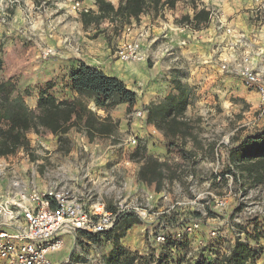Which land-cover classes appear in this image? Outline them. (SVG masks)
Here are the masks:
<instances>
[{"label":"rangeland","instance_id":"374dc122","mask_svg":"<svg viewBox=\"0 0 264 264\" xmlns=\"http://www.w3.org/2000/svg\"><path fill=\"white\" fill-rule=\"evenodd\" d=\"M75 1L19 0L17 5L10 8L11 17L16 13L17 8L22 9L24 21L21 22L23 27L20 29L23 33L27 31L30 40L29 38L27 40L22 33L15 36L14 32H18L17 30L13 33L5 30L8 35L5 32L2 39L5 40L6 45L12 47L10 57L8 56L9 67L12 65L20 70L22 65L20 61H16L15 53L37 46L39 55L31 59L30 63L39 62L40 69L42 64L49 60L57 64L53 75L52 73L49 75H52L55 81L56 88L53 91L61 97L66 89L64 68L66 61L72 60L70 56L73 52L78 55L77 53L81 54L82 49L86 51L94 47L102 51L99 57L115 55L113 61H116L119 59V50L126 43L138 37L140 32L147 31L146 37L141 41L146 60L129 64L138 65L140 73L142 70L150 73L149 69H156L157 72L156 78L152 80L154 85L145 89L144 93H141V88L136 86L140 95L139 100L153 92L152 95L155 97L153 101H162L172 91L174 77L181 80L189 86L192 93V102L186 117L193 126L199 142V144L194 143L188 137L184 146L180 147L193 154L192 160H186L179 152L180 148L169 146L164 136L152 125L141 124L139 121L135 123V128L141 136L138 146L146 145L150 155L178 168V178L173 181L165 179L161 192L167 195L169 203L201 196L200 210L207 213L210 218L209 223L213 227H222V232L228 239H235L238 235L247 238L246 233L258 235V232H263L264 183L255 184L247 175L234 170L227 162L226 144L230 149L236 139L264 129V112L260 97L244 84L240 74L242 67H246L245 61L248 59L250 65L256 69L264 68L262 38L264 0H227L221 3L216 0L217 3L213 0H181L174 9L166 8L167 11L165 9L158 16L148 15L150 17L147 20L134 21L136 26L124 33L126 27L132 26V24L126 25L119 36L114 30L115 24L108 21L104 22L98 31L84 30L79 21V12L73 10ZM83 1L87 6L91 5L89 0ZM108 1L115 3V6L119 4V0ZM192 2L214 9L217 17L201 29H195L187 22H182L184 16L194 15ZM11 23L10 18L7 25L11 26ZM150 27L154 29L153 32L150 31ZM176 27L185 28V31L176 32ZM34 32L35 34H32ZM143 46L147 47L146 50ZM46 53L47 57L44 58ZM9 67H7L8 71L12 74L17 69L14 67L9 69ZM40 69L26 74L20 71V76L16 78L21 92L30 85V96H26L25 99L32 109H36L35 97L40 89L38 84H44V79L48 78L44 76L47 68L42 69L44 72H40ZM42 77L44 78L41 79ZM134 84L137 83L132 81L131 85ZM91 107L93 108V104ZM138 108L140 107L133 108L132 112ZM132 112L123 111L115 114L114 119L120 121L116 137H121L123 131L131 127L128 123V115ZM99 114L103 115L102 111H99ZM32 134L34 135L30 139L33 154L21 150L17 159L7 160L11 164L9 168L11 170L5 173L6 177L12 171L23 174L27 171L29 176V169L37 168L43 178L44 172L49 173L61 166L71 167L77 160L88 159V153L79 155L81 135L85 133L73 130L69 134L68 139L72 147L70 153L60 152V144L54 137L51 138L48 134ZM181 142L180 139L179 144ZM93 143L100 144L102 146L100 149L105 150L111 141L109 137H104L97 138ZM218 145L223 149L226 161L220 166L215 164L214 157ZM92 150L95 148L92 147ZM132 153L131 149L126 152L118 151L115 153L116 161L123 160L124 156L129 158ZM218 177H221V180H218ZM6 181L7 179L0 180V184L4 186ZM148 191L158 192L156 186L148 187ZM216 197L226 199L228 203L227 209L221 212L223 216L213 210L212 200ZM186 211L183 214L185 219L190 215ZM138 225L139 223L135 224V227L127 232V238L123 239L128 247L139 234L141 228ZM228 239L224 246H229V242L231 243ZM63 240L65 247L49 254V258L55 263L69 258L71 253L74 262L84 261L94 251L88 243H81L73 250L75 239L72 235L65 234ZM86 242L91 241L86 238ZM250 243L260 253L256 264H264V239L260 240L259 244L253 240H250ZM101 246L105 253L111 248L107 243ZM157 251L159 257L164 258L160 262L150 264H187L189 262L187 256L196 254V249L187 247L183 249L182 254L167 253L165 256L162 248H158Z\"/></svg>","mask_w":264,"mask_h":264},{"label":"built area","instance_id":"2783aa9c","mask_svg":"<svg viewBox=\"0 0 264 264\" xmlns=\"http://www.w3.org/2000/svg\"><path fill=\"white\" fill-rule=\"evenodd\" d=\"M18 3L19 0H0L1 25H7L11 18L9 9ZM197 6L210 11L209 23L217 17L214 9ZM89 9L92 7L79 0L73 4L75 12ZM133 26H136L134 22L126 27L124 33ZM175 29L176 32L185 31V28ZM146 35L144 30L126 43L118 52L119 59L126 63L145 61L141 41ZM46 57L47 53L44 54ZM248 60L240 74L244 84L259 95L264 112V68L258 70ZM146 117L144 108L129 114L131 127L126 128L121 137L110 136L111 143L105 150L100 149V144L91 142L86 134L81 135L79 155L88 153V159L77 160L71 167L61 166L49 173L44 172L43 178L37 168L29 169V176L27 171L24 174L12 171L6 177L11 164L0 159V180L8 181L4 186L0 184V264H104L107 252L101 245L86 242L85 236L111 232L128 215L138 219L141 229L131 246L125 245L123 239L121 243L138 255L136 264H145L140 260L148 259H152L151 263L162 261L164 257H159L158 248H162L166 256L167 253L180 254L187 247L196 249L195 255L187 256L188 261L201 254L213 260L215 250L228 254L237 238L246 240L242 235L228 239L222 227H213L207 213L199 208L201 196L169 203L161 189L148 191L150 186L139 181L140 162L130 156L116 161V152L130 149L134 152L138 147L141 136L135 123L146 124ZM226 147L228 151L229 145ZM214 157L217 166L226 162L220 145L216 147ZM212 201L215 213L223 216L228 205L226 199L216 197ZM185 211L190 214L186 219ZM65 234L74 237L73 250L81 243H88L94 251L84 261L74 262L71 253L69 258L59 263L53 262L49 254L65 247ZM227 239L231 243L224 246Z\"/></svg>","mask_w":264,"mask_h":264},{"label":"trees","instance_id":"16d2710c","mask_svg":"<svg viewBox=\"0 0 264 264\" xmlns=\"http://www.w3.org/2000/svg\"><path fill=\"white\" fill-rule=\"evenodd\" d=\"M94 1L96 10H82L79 13L83 29L98 31L100 26L108 21L115 24L114 30L119 36L126 25L134 21L140 22L142 15L158 16L166 8L174 9L181 0H119L118 6L108 0ZM193 10L194 15L184 16L182 22H187L195 29H201L209 23L210 11L199 8L194 3ZM3 69L4 62L0 59V72ZM68 74L76 96L65 100L58 99L50 92L55 86L54 83L49 82L45 88L39 89L36 109H32L25 99L30 96V88L21 92L15 79L0 78V158L13 156L21 150L32 153L29 138L31 133L53 135L60 144V152L64 153L72 151L68 136L73 130L85 133L91 142L117 133L120 121L115 120L111 113L122 104L127 105L128 113L132 112L137 103V93L122 79L82 60H72ZM172 83V91L165 99L144 106L147 113L146 124L161 132L171 147L184 146L188 137L199 144L194 128L186 117L192 102L191 90L176 77ZM92 104L94 108L91 107ZM99 111H103L104 115H100ZM179 152L183 159L192 160L191 152H186L183 148H180ZM130 158L141 163L139 181L149 186L154 185L157 190L161 189L165 179L173 181L178 178V168L150 155L146 145H139ZM228 161L234 170L247 175L255 184H263L264 129L236 139L228 150ZM138 223L136 217L128 215L111 232L85 237L96 245L110 243L111 248L104 256V264H136L139 261L138 255L126 249L121 241L128 230ZM246 234L245 241L236 239L228 254L215 250V259L201 254L187 264H256L260 253L250 240L259 244L260 240L264 239V231L258 232V235ZM151 260H140V263L150 264Z\"/></svg>","mask_w":264,"mask_h":264},{"label":"crops","instance_id":"0c3cea01","mask_svg":"<svg viewBox=\"0 0 264 264\" xmlns=\"http://www.w3.org/2000/svg\"><path fill=\"white\" fill-rule=\"evenodd\" d=\"M91 5H88V6H91L92 9L96 10L97 7L94 5L95 1L94 0H89ZM215 3H217L215 0H213ZM84 4H86L85 1H82ZM115 5V3H113ZM178 4V3H177ZM87 5V4H86ZM200 8V7H199ZM16 13L13 15V17H11V20H12V23H11V26H2L0 24V59L3 60L4 62V69L2 72H0V78H4V79H9V78H13L15 79L16 81V78H18L20 76V71L23 72L24 74H26V72H32V71H37V69L39 68L40 69V64L39 62L37 64H31L30 61L31 59H33L35 56H38L39 55V51L37 49V46H33L31 47L30 49L28 48V50H22L21 52H18L17 54L15 53V58H16V61H20L21 62V65H22V69L20 68V70L17 68V67H14V66H10V67H14V68H17L15 69L14 73H10L8 71V68L9 67V59H8V56L10 57V54H11V50H12V47L9 46L8 44L6 45L5 40H3V36L5 34V32L7 33L8 35V30H9V33H13L15 30H17L18 32H14V35H18V33H22L23 36L25 38H29L30 40V37L26 32L23 33V30H21L20 28L23 27V22L24 21V18L22 17V9L21 8H17L16 10ZM167 11V9H166ZM150 17L148 16L147 14L145 15H142L141 17V22L142 20H147V18ZM15 20V22H13ZM26 22V21H25ZM26 25H27V22H26ZM83 27V26H82ZM7 30V31H5ZM150 31H154V29H152L150 27ZM32 34H35L32 33ZM28 36V37H27ZM144 48V46H143ZM147 48V47H146ZM146 48H144V50H146ZM54 50V49H52ZM38 51V54H36ZM78 55H76L75 52L72 53V56H70V59L72 60H82L84 61L85 63H87L88 65H91V66H96L100 69H102L103 71H105L107 74L109 75H113V76H117L118 78L122 79L126 84L127 86L132 89L133 91H135L138 95V90L136 88V86L138 88H141V93H144L147 88H151L152 85H154L152 83V80L156 78V69H149V72L150 73H147L145 72H142L141 73L138 71L139 69V66L138 65H131L129 63H126V62H123L122 60H114L116 58V56H104V57H99V54H102V51H99L98 49L94 48V47H91L89 48V50H84L82 49V52L81 54L80 53H77ZM145 54V53H144ZM72 60L70 61H66V65H65V68H64V74L66 75L65 77V85H66V89L64 90V94H62V96H58L53 90L54 88H56L54 86V88L52 90H50V92L52 94H54L58 99L60 100H65V99H69L70 97H73V96H76V93L72 90L71 88V82H70V78H69V74H68V67H70V64L72 62ZM24 65V67H23ZM42 69L43 68H47V70L44 72V70L40 69L41 71L40 72H44V76L45 77H48L45 80V83L44 84H38V87L40 86V88H45L47 83L49 82H52L54 83V79H53V73H54V68H56L57 64L55 62H51L50 60L47 61V62H44V64H42ZM142 66V65H141ZM9 67V69H10ZM12 72V71H11ZM50 73H52V75H49ZM147 73V74H146ZM40 76V75H39ZM44 77H42L41 79H43ZM132 81H135V83H137L136 85H131V82ZM151 82V84L149 85V83ZM17 85H18V89L21 90V87L19 86V81H16ZM30 86V85H29ZM29 86H27L26 88H30ZM34 87L36 85H33ZM146 89V90H145ZM23 90V89H22ZM31 91V90H30ZM39 91V90H38ZM153 92L151 93H148V95L146 94L144 96V98L142 100H139V97L140 95H138V100H137V104L135 105V107H143L146 106L145 104H149L151 102H156V101H153L155 97H153L154 95H152ZM38 94H36V97H35V103H36V106H37V101H38ZM134 107V108H135ZM94 108V106H93ZM144 108V107H143ZM123 111H127V105L126 104H122L120 106H118L114 111H112L111 115L113 118H115V114L117 112H123ZM103 115H104V112L102 111ZM156 131H158L155 127H153ZM159 132V131H158ZM162 136L163 134L161 132H159ZM34 135V134H30L29 135V138ZM50 135V134H48ZM49 137H54L53 135H50ZM56 140L57 138L54 137ZM31 140V139H30ZM32 146V144H31ZM21 153L18 152L17 154L13 155V156H10V157H7V158H1V159H4V160H15L17 159V156H19ZM8 182V181H6ZM7 184V183H6ZM5 184V185H6Z\"/></svg>","mask_w":264,"mask_h":264},{"label":"bare ground","instance_id":"6f19581e","mask_svg":"<svg viewBox=\"0 0 264 264\" xmlns=\"http://www.w3.org/2000/svg\"><path fill=\"white\" fill-rule=\"evenodd\" d=\"M217 1H219V2L221 3L220 0H217ZM262 38H263V40H264V31L262 32ZM254 60H255V58H254Z\"/></svg>","mask_w":264,"mask_h":264}]
</instances>
